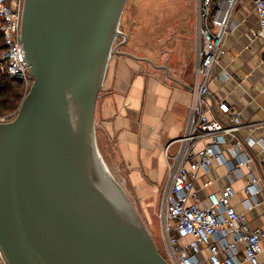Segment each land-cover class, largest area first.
Instances as JSON below:
<instances>
[{"label":"water","instance_id":"95a60500","mask_svg":"<svg viewBox=\"0 0 264 264\" xmlns=\"http://www.w3.org/2000/svg\"><path fill=\"white\" fill-rule=\"evenodd\" d=\"M126 1L22 0L32 82L15 116L0 121L7 264H170L96 147L110 57H134L119 49Z\"/></svg>","mask_w":264,"mask_h":264},{"label":"crops","instance_id":"0c3cea01","mask_svg":"<svg viewBox=\"0 0 264 264\" xmlns=\"http://www.w3.org/2000/svg\"><path fill=\"white\" fill-rule=\"evenodd\" d=\"M258 29L252 0H240L223 41L226 52L212 67L207 97L212 112L220 100L240 112L248 126L238 132L239 136L264 138V52L262 41L256 36ZM120 50L134 57L116 53L110 57L95 105L97 141L109 157V150L115 152L128 188L148 211L149 207L158 206L166 179L165 148L182 134L186 125L195 81L189 65L194 64L195 52L179 67L173 62L167 70L159 68L149 56ZM202 145L200 142L197 147ZM174 148L172 144L168 150L173 152ZM248 153L253 158L250 168L235 171L227 163L214 162L209 172L197 171L193 188L203 198L207 192L219 191L230 183L236 191L232 198L236 211L244 214L250 226L264 229V181L256 183V195L246 191L250 176L259 177L264 170V153L257 144ZM224 154L230 162L235 160L233 153ZM206 180L210 183L204 186ZM260 244L259 264H264V238ZM207 255L208 248L202 246L200 264H208ZM238 264L250 263L240 254Z\"/></svg>","mask_w":264,"mask_h":264},{"label":"built area","instance_id":"2783aa9c","mask_svg":"<svg viewBox=\"0 0 264 264\" xmlns=\"http://www.w3.org/2000/svg\"><path fill=\"white\" fill-rule=\"evenodd\" d=\"M240 0H196V41L194 54V88L188 105L182 134L165 148L167 175L160 194L158 217L161 223L163 250L170 264H200L202 246L208 248V264H238V257L259 264L264 229L252 227L244 214L236 211L232 198L236 191L230 183L219 191H209L200 198L193 188L198 170L209 172L213 163L228 164L230 170L250 168L253 158L248 150L255 144L264 153V138L238 132L248 124L240 112L227 102H217L216 110L207 92L212 67L225 54L224 38L230 29L232 13ZM258 16L256 34L264 52V0H252ZM22 0H0V32L5 49L0 55V74L20 80L28 90L32 76L21 40ZM203 142L201 147L198 143ZM174 144L172 151L168 150ZM231 152L230 162L224 152ZM264 181L250 176L246 191L256 195V183ZM210 183L206 180L203 185ZM189 239L182 243L181 239ZM241 245V247H240ZM0 264H7L0 250Z\"/></svg>","mask_w":264,"mask_h":264},{"label":"rangeland","instance_id":"374dc122","mask_svg":"<svg viewBox=\"0 0 264 264\" xmlns=\"http://www.w3.org/2000/svg\"><path fill=\"white\" fill-rule=\"evenodd\" d=\"M195 12L196 0H127L119 25V29L127 35V39L119 49L149 56L161 69L164 66L172 68L173 62L179 67L186 61L187 56L192 57L197 46ZM122 40L123 37H117L115 43ZM194 64L191 62V66L189 65L191 71L192 67L194 69ZM20 92L14 106L0 116V121H7L15 116L26 93L22 86ZM96 130L95 126L96 147L102 159L112 176L124 189L161 253L163 241L158 217L160 198L157 207H149L148 211L145 210L130 187L128 188L125 172L116 159L115 152L109 150L108 152L111 154L109 157L105 154V149L101 146L100 141H97Z\"/></svg>","mask_w":264,"mask_h":264},{"label":"trees","instance_id":"16d2710c","mask_svg":"<svg viewBox=\"0 0 264 264\" xmlns=\"http://www.w3.org/2000/svg\"><path fill=\"white\" fill-rule=\"evenodd\" d=\"M5 49L0 32V55ZM20 81L10 76L0 74V116L14 106L20 96Z\"/></svg>","mask_w":264,"mask_h":264}]
</instances>
